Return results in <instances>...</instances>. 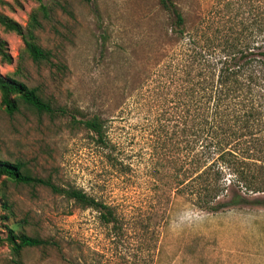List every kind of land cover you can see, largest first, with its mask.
Masks as SVG:
<instances>
[{
  "label": "rangeland",
  "instance_id": "1",
  "mask_svg": "<svg viewBox=\"0 0 264 264\" xmlns=\"http://www.w3.org/2000/svg\"><path fill=\"white\" fill-rule=\"evenodd\" d=\"M173 1L190 25L197 0ZM213 1L199 0L205 7ZM41 5L44 11L36 0H0V13L24 28L37 15L35 41L50 51L48 61H33L21 37L0 24L12 57L0 59V74L36 88L68 112L50 115L20 104L8 115L0 106V159L115 204L121 228L111 230L97 211L49 187L2 177L0 264H15L5 239L10 227L60 243L61 250L24 248L23 264H264V206L205 212L191 207L194 201H177V163L164 160L156 130L164 96L172 95L160 94L167 71L155 67L176 51L177 37L159 0H42ZM71 113L78 120L101 114L122 166L107 161L82 125L71 126ZM176 158L171 152L170 159Z\"/></svg>",
  "mask_w": 264,
  "mask_h": 264
},
{
  "label": "trees",
  "instance_id": "2",
  "mask_svg": "<svg viewBox=\"0 0 264 264\" xmlns=\"http://www.w3.org/2000/svg\"><path fill=\"white\" fill-rule=\"evenodd\" d=\"M36 1L44 11L42 0ZM159 3L172 18L177 37L176 51L155 65L167 71V83L158 85L160 94L172 95L164 96L156 130L164 160L177 163V201H194L190 206L205 212H218L227 206H264V0H214L209 7L197 0L199 9L190 25L173 0ZM0 24L21 37L24 51L33 61L50 59V51L35 41L36 14L31 15L26 28L1 13ZM0 59L12 60L1 38ZM153 73L146 78L150 80ZM146 91L154 93L150 85ZM168 103L171 107H165ZM20 104L50 115L68 112L53 106L36 88L0 74V106L12 115ZM70 124L82 125L107 161L122 166L120 149L110 139L101 114L78 120L71 113ZM171 152H177L176 159H170ZM2 177L49 187L81 207L97 211L100 222L111 230L121 228L117 206L82 188L58 186L23 170L19 162L0 159ZM5 239L15 264H23L20 256L27 247L61 250L54 239L17 233L14 227L8 228Z\"/></svg>",
  "mask_w": 264,
  "mask_h": 264
}]
</instances>
